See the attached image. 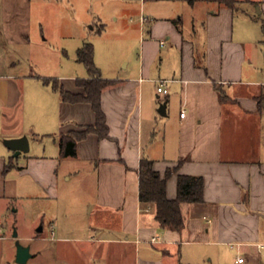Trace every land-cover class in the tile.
Masks as SVG:
<instances>
[{
    "label": "crops",
    "instance_id": "obj_1",
    "mask_svg": "<svg viewBox=\"0 0 264 264\" xmlns=\"http://www.w3.org/2000/svg\"><path fill=\"white\" fill-rule=\"evenodd\" d=\"M22 1L2 0V8L17 12ZM139 4L140 45L132 65L127 62L114 67L115 73L104 74L94 48L102 78L115 81L100 98L108 137L87 135L78 141L76 156L61 157L59 138L94 125L92 106L62 101L52 87L47 90L50 85L43 78L28 75L23 80L9 72L18 63L5 62L0 74V200L13 206L18 177L26 175L42 193L56 196L59 174L71 181L85 168L86 181L93 185L89 213L96 210L101 223L67 226L58 237L55 231L49 237L38 234L40 244L35 251L30 247L31 258L48 252L55 258L64 246L78 251L87 264L101 259L106 264H220L221 249L236 247L243 264H262L264 81L255 77L247 48L264 37V0H238L235 9L220 0ZM84 75L79 79L87 78ZM76 79L62 83L69 91L81 92ZM159 80H168L165 95L157 92ZM22 136L30 148H56V155L33 154L21 165L18 156L27 153L15 156L4 141ZM143 158L153 161L161 177L180 163L167 181L169 199L177 196L179 174L203 178L204 201L182 205L181 231L162 228L154 220V207L140 203ZM9 224L0 220V239H14L7 232L16 229V223ZM76 232L87 234L68 236Z\"/></svg>",
    "mask_w": 264,
    "mask_h": 264
},
{
    "label": "rangeland",
    "instance_id": "obj_2",
    "mask_svg": "<svg viewBox=\"0 0 264 264\" xmlns=\"http://www.w3.org/2000/svg\"><path fill=\"white\" fill-rule=\"evenodd\" d=\"M1 1L0 74L5 72L6 61H14L18 64L10 67L9 72L13 71L23 80L28 75L61 82H67L65 79L70 77L81 78L82 75H87V71L77 61L76 52L84 43L93 44L95 58L103 67L104 74H113L114 67L123 68L127 62L132 65L137 59L140 19L143 15L139 0H23L19 3L17 12L15 7L14 10L3 9ZM235 6H238V0ZM20 19H25V22L17 23ZM98 30L102 32L99 34ZM261 38L262 41L250 44L247 49L255 77L264 81L263 35ZM46 87L51 91V86ZM56 153V148H30L27 154H22L17 159L21 165H26V156L34 154L51 157ZM87 172L84 168L80 177L71 181H66L59 174L56 196L46 192L43 194L30 176L18 177L17 202L9 206L7 202L0 200V213L9 207L4 216L6 218L0 216V220L7 226L12 220L17 227L7 232L17 234L12 241L0 239V264H20L16 261L17 246L31 247L35 251V245L40 244V240L35 238L38 234L49 237L51 231H55L58 237L65 235L61 233V229L67 226L81 227L101 223L102 219L96 216V210L93 214L89 213L88 203L91 206L94 197L93 185L86 181ZM245 205L248 208L249 202ZM108 219L111 222L115 220L113 216H108ZM40 226L43 230L38 233ZM86 234L76 232L68 236L79 237ZM226 248L221 249L220 264H235L238 249ZM48 253L42 258L33 256L25 264H87L86 258L80 257L78 251L75 250L74 253L69 247L60 246L56 259L52 253ZM111 263L112 261H108V264ZM261 263L264 264V252ZM94 264H106V261L101 259Z\"/></svg>",
    "mask_w": 264,
    "mask_h": 264
},
{
    "label": "trees",
    "instance_id": "obj_3",
    "mask_svg": "<svg viewBox=\"0 0 264 264\" xmlns=\"http://www.w3.org/2000/svg\"><path fill=\"white\" fill-rule=\"evenodd\" d=\"M193 5L196 0H185ZM225 6L235 9L237 0H220ZM179 27V22H175ZM264 30V22H262ZM102 31L98 30L100 34ZM76 59L83 64L87 71V78L76 79V85L82 89L81 92H72L64 87V84L51 78H43L46 85H50L57 92L62 101L69 103L86 102L92 106L96 122L79 131H70L61 134L59 147L61 157L76 156L78 141L93 133L99 138L108 137L105 114L101 108V93L105 87L113 84L114 80L103 79L99 68L94 61V46L92 43H84L76 52ZM180 163L174 168H167L163 177L154 169L153 161L143 158L139 165V200L143 206L154 207V220L162 228L181 231L184 227V216L182 205L203 203L204 180L200 176L179 174L177 179V196L169 199L166 194V185L170 176L178 171Z\"/></svg>",
    "mask_w": 264,
    "mask_h": 264
},
{
    "label": "water",
    "instance_id": "obj_4",
    "mask_svg": "<svg viewBox=\"0 0 264 264\" xmlns=\"http://www.w3.org/2000/svg\"><path fill=\"white\" fill-rule=\"evenodd\" d=\"M164 108V107H163ZM162 111V110H160ZM5 145L8 149L14 151V155L18 156L21 153H28L30 150L29 140L27 136H22L19 138H11L6 139L4 141ZM264 218V214H260ZM38 232L42 231V227L40 226L37 229ZM13 237L16 238L17 234H13ZM32 254L30 252V248L23 245H18L16 250V261L20 264H25L31 258Z\"/></svg>",
    "mask_w": 264,
    "mask_h": 264
},
{
    "label": "built area",
    "instance_id": "obj_5",
    "mask_svg": "<svg viewBox=\"0 0 264 264\" xmlns=\"http://www.w3.org/2000/svg\"><path fill=\"white\" fill-rule=\"evenodd\" d=\"M142 21H143V19H142ZM161 43L163 45L165 44V42H161ZM167 82H168V80H159L158 81V86H157V92H158V94H164L165 95V94L168 93ZM184 115H185V112L182 111L181 112V116L183 117ZM152 241H156V239L155 238H152ZM236 263L237 264H243L244 263V258L238 256L236 258Z\"/></svg>",
    "mask_w": 264,
    "mask_h": 264
}]
</instances>
